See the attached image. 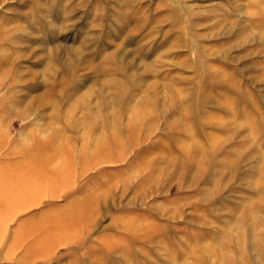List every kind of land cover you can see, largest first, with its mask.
<instances>
[{
	"label": "rangeland",
	"instance_id": "1",
	"mask_svg": "<svg viewBox=\"0 0 264 264\" xmlns=\"http://www.w3.org/2000/svg\"><path fill=\"white\" fill-rule=\"evenodd\" d=\"M0 119L97 189L31 264H264V0H0Z\"/></svg>",
	"mask_w": 264,
	"mask_h": 264
},
{
	"label": "crops",
	"instance_id": "2",
	"mask_svg": "<svg viewBox=\"0 0 264 264\" xmlns=\"http://www.w3.org/2000/svg\"><path fill=\"white\" fill-rule=\"evenodd\" d=\"M65 132L13 143L10 122L0 119V264H31L34 254H49L64 243L62 238L51 245L33 219H98L97 189L82 196L80 166Z\"/></svg>",
	"mask_w": 264,
	"mask_h": 264
}]
</instances>
